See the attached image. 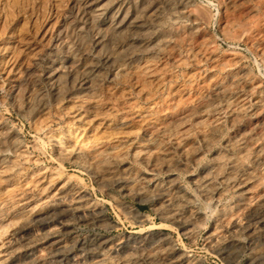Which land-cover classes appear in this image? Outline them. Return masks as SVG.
<instances>
[{
	"label": "bare ground",
	"instance_id": "bare-ground-1",
	"mask_svg": "<svg viewBox=\"0 0 264 264\" xmlns=\"http://www.w3.org/2000/svg\"><path fill=\"white\" fill-rule=\"evenodd\" d=\"M59 2H61V1H59ZM72 2L76 8L86 10V12L93 17L95 22H97V25H98L96 28V30H97L96 31L97 48H95V50H92L88 53L87 58H86V62L82 66H79L75 69H74V67L72 69H70L71 68V67L69 68V66L71 65V63H70V65L68 64L69 66H65V65L59 66L58 68H56L54 70V74H52V75L54 76L53 85L55 88L56 95L62 96L63 93L67 92L68 89L73 88L74 86L78 87L79 89H82L83 93H79L75 96H71L68 93L69 97H68L67 101H68V103H70L71 107H68L67 111L71 114L70 118H72V122L75 125V127L67 129V133H66L67 140L64 142L60 137L51 136V135H50L49 139L51 138V140L59 148V155H61L64 158L74 159V160L80 161L81 167L87 173H90L91 175H93L99 181V183L102 187H105L107 185L115 183L122 192H124L127 195L133 196V197L140 196V194L143 193L145 190L149 189L150 187H153L151 195L157 199L159 207H160L159 209H161L163 214H164L163 215L164 216V218H163V220H164L163 225L164 226L156 225V224H153L151 226L147 225L144 229H141V231L138 229L139 232H136V234L131 233L127 237H119V236L115 237V236H111L109 234L94 233L90 238L84 240L80 244V246H79L80 251L75 252L74 251V249H75L74 245L69 244L67 242V240L59 237L60 233L67 231L70 227L69 226L70 222L72 220H75V219L80 221V223H85V224L90 225V226L91 225H106L107 223L111 222L110 218L106 214V206L102 203H98L99 202L98 200H96L97 202L94 201V199H92L90 194H89L90 192H88L89 189L87 190V189H84L82 187L81 188L80 187H77V188L74 187V185L72 183V179H71V177L73 176L72 174H71L72 176H68V177L63 178V173H64L63 166H62L63 170L57 169V171L56 170L53 172L49 171L50 172L49 174L43 173V174L39 175V173H38L37 176H33L29 181H27V182L25 181L26 183L23 185L25 190H23L22 192H18V190L16 188L18 186V184L16 186L12 185L14 182L12 184H8V185L4 186L3 184H5V182H6L7 173L3 170H0V186L1 185L4 186V187L0 188V203L8 206L6 215L0 219V264H39L40 262H43L42 260L44 259L45 256L51 258L50 264H207L204 260H202V259L194 256L193 254H191L190 250L180 248L178 246V244L176 243V241L172 238V235L170 234V232L166 231V229L167 230L177 229V230H179V233L182 237V240H183V237H185L189 240L195 241L199 229L202 228L203 224H206L205 221H206L207 217L210 215L211 211L214 212V214L216 213V215H219L218 216L219 218H217L215 220L212 219V220H214L213 225L211 226V228L208 227L210 229L207 232H205L206 237L204 235V237H205L204 243H205L206 247L225 260L237 262L236 260L238 259L239 254L243 251V252H247V254H249V255H247L249 257L247 264H264V117L261 118L260 122L255 121V122H257V125H255V126L251 125L252 127H249V129H247V130L245 129L244 132L242 131L240 133V135H238L236 138H234V140H230L231 139L230 138L229 139L230 141H227V143L224 146L225 150L222 152L221 151L217 152L216 155L214 156L212 162L210 161L211 163L208 164L206 162L208 165L204 164L205 166H203V164H202L203 168L202 169L200 168L201 171L199 173H194L192 171V169L189 167L190 165L188 166L187 164H186L187 166H185L183 169H182V167L179 168L178 165L176 166L172 162L174 159L172 158L173 159L172 160L169 157V152H170V147H171L170 145L172 144L174 146L181 148L180 154L182 152L185 155L186 160L189 163H191V164L196 163L197 160H199V158H201L200 157V155H201L200 147H204V149H203L204 151L206 148L207 149L212 148L213 142L216 141L215 138H217V136L222 134V132H223L222 125L224 123L222 124V118H221L222 115L220 116V114H222L223 112H224L225 117L227 114V116L232 117V119L233 118L234 119L239 118L240 116H242V114H245V113H249V114L253 113V114H257V115L262 116V113H264V92L262 93L263 83H261V80L259 79L260 80L259 83H255V84L253 82L252 83L253 85L250 87L251 90H253V91L255 90V88H259L260 93H258L259 96H257L256 99L254 97H253L254 99L249 98L248 96L242 94L243 92L239 89V82H238V80H236L234 78H230L228 80H221L220 82L217 81L218 79L217 80L214 79L215 82L213 79H210L207 83H205L203 81L205 78L204 79L202 78L201 81H203V83L206 84L205 85L206 87H208L209 89L211 88L210 91L205 92V93L202 92V89H200L201 91H198L199 90L198 89L199 84H198V87H196L198 90L193 91L194 85L198 83L197 82L198 79L201 78L200 76H202L200 74V72H199L200 76H198V74L195 73L194 70L192 71L193 73L184 74L185 76H184L183 82L179 86V85L173 83V81H174L173 78H175L174 76H177L176 75L177 71L175 72L176 74L174 75L173 68H174V66H181L183 64H186V62L183 60L184 58L182 59V57H180V55L174 54L175 50L173 51V49L171 50L169 48V47H171L170 43L172 40H170V38L168 36H164L166 38H160L157 40L155 39L156 41L152 45H145V44H148V43H145V38L147 36L148 37L150 36V35H148L150 33V31H149L150 26L149 25L151 23L156 22L157 19L159 18L158 16H159L160 12L157 11V9L153 10L151 12L149 10L148 12H150V13H146V10H145L144 13H142L139 10H140V8H141V10H144L142 8L143 4L141 5L139 3H137V4L134 3L135 4L134 10L131 9V11H130V9L127 8L125 4H120L116 9L114 8L115 9V11H114V10H112V8L109 7V4H106V3L101 4L100 3L101 1L99 2V1H95V0L94 1H91V0H72ZM220 2H223V0L222 1L220 0ZM234 2L235 1L233 0L232 4L235 6ZM183 3H184V1H183ZM226 3H227V1H226ZM239 3L242 4L243 1H239ZM232 4H230V5H232ZM248 4H249V2H248ZM139 5H140V8H139ZM245 6H244V8H245ZM250 6H251V4H250ZM63 7H64V5H63ZM65 8H67V6ZM253 8H255V7H253ZM262 8H263V6H262ZM8 9H10V8H8ZM158 9H159V7H158ZM190 9H191V6H190ZM190 9H189V12H190ZM193 9H195V7H193ZM11 10H12V8H11ZM185 10H183V11H185ZM240 10L242 11L241 8H240ZM52 11H53V9H52ZM200 11H204V10H199V12ZM231 11H233V10H231ZM162 12H163V10H162ZM195 12L197 13L198 11H195ZM234 12L237 13V11H234ZM234 12H232L231 14H235ZM250 12L251 11H249V13ZM5 13H7V12H5ZM15 13H17V12H15ZM177 14H176V16H177ZM238 14H240V13L238 12ZM246 14H247V12H246ZM254 14H255V12H254ZM165 15H166V13H165ZM179 15H181V14H179ZM258 15H259V13H258ZM160 16H162V15H160ZM239 16H241V15H239ZM61 17L64 21L67 20V14H62ZM68 17H70V15ZM229 17L232 18L235 16H229ZM172 18H171V20H172ZM184 18H187V17L185 16ZM225 18H227V17H225ZM255 18H256V15H255ZM199 19L204 20L203 17L199 18ZM242 19H244V18H242ZM252 19H253V17H252ZM81 20H82V18H81ZM162 20H164V19H162ZM177 20H178V18H177ZM223 20L224 19H222V21ZM260 20H261V18H260ZM56 21H55V24H56ZM173 21H175V20L173 19ZM247 21H249V19ZM50 22H51V20H50ZM76 22H77V20H76ZM188 22H189V20H188ZM9 23H10V21H9ZM22 23H23V19H22ZM166 23H168V22H166ZM263 23H264V21H263ZM183 24L184 23H182V25ZM78 25H80V24H78ZM239 25H241V24H239ZM165 26H167V25H165ZM178 26L180 27V24H178ZM189 26H192V25H189ZM201 26L202 25H200V27ZM257 26H259V25H257ZM162 27H163V24H162ZM261 27H263V26H261ZM261 27L259 29H262ZM204 28H203V30H205ZM159 29H160V27H159ZM177 29H178V27H177ZM177 29H175V30H177ZM227 29H228V27H227ZM255 29H257V28H255ZM47 30H48V28H47ZM195 30H197V29H195ZM15 31H17V29ZM50 31L51 30H49V32ZM177 31H175V33ZM208 31H205V32H208ZM229 31H231V30H229ZM229 31H227V33ZM196 32L197 31H195V33ZM221 32L223 33L224 30ZM169 33H171V31ZM190 33H193V31ZM239 33H241V32H239ZM242 33H243V31H242ZM38 34H40V32ZM54 34H56V33H54ZM171 34H172V36H174V33H171ZM197 34H195V36ZM203 34H204V32H203ZM212 34H211V37H212ZM177 35H176V38L178 37ZM185 36H186V32H185ZM187 36H189V35H187ZM190 36H192V34H190ZM204 36H202V37H204ZM43 37L45 38V36H43ZM55 37H56V35H55ZM247 37L248 36H246V38ZM255 37L256 36H254V38ZM31 38H34V37H31ZM153 38H155V37H153ZM178 38H180V37H178ZM182 38H184V37H182ZM205 38H207V37H205ZM60 39H61V37H60ZM147 39L149 40V38H147ZM204 39L202 38L201 40L203 41ZM214 39H216V38H214ZM230 39L232 40V38H230ZM251 39H253V35H252ZM47 40L48 39H46L45 41L47 42ZM190 40H192V39H190ZM190 40H188V41H190ZM213 40H212V42L214 43ZM238 40H239V36H238ZM42 41H44V40H42ZM87 41H88V39H87ZM183 41H184V39H183ZM248 41H249V39H248ZM255 41H256V39H255ZM75 42H76V40H75ZM209 42H210V40H209ZM181 43H182V41H181ZM88 44L91 45L90 43H88ZM179 44H180V42H179ZM49 45H51V44H49ZM217 45H219V44H217ZM259 45H260V43H259ZM187 46H188V44H187ZM247 46H249V45H247ZM75 48H77V47H75ZM187 48H189V47H187ZM197 48H198V50L195 53L189 54V61L191 63H196L199 65L200 63L203 64V62H213L215 60V52H214L215 46L213 49L209 45L208 42H202L199 45V47H197ZM175 49H176V46H175ZM216 49L219 50L218 47ZM262 50H264V47H263V49H261V55L263 54ZM220 51H222V50H220ZM220 51H217V52H219L218 54H221ZM225 51H226V49H225ZM40 52H41V50H40ZM40 52H38V53H40ZM79 52H81V51H79ZM160 52H164V53L172 52L171 53L172 56L169 57V58L172 57L171 61L173 62V64H171V66H167L168 64L167 65H161L160 64L161 59L159 62V58H157V55L160 54ZM224 52L222 54H224ZM236 52H238V50L235 51V54H237ZM3 53H4V51H3ZM33 53H34V51H33ZM38 53H34L32 56H30V58H29L30 60H28L29 64H27V66L24 67L23 70H21L24 75H26V74L30 75L31 72L35 70L33 68L38 64L39 55H40V54L38 55ZM179 53H180V50H179ZM186 53L188 54V52H186ZM189 53H190V51H189ZM230 54H232V53L230 52ZM82 55H80V56H82ZM258 55L261 56L260 53ZM235 56H237V55H235ZM158 57H160V56H158ZM218 58H219V56H218ZM228 58L229 57H227V60H228ZM262 59L264 60V58H262ZM24 60H26V59L24 58ZM162 60H164V59H162ZM16 61H15V63H16ZM62 62H64V61L62 60ZM226 62H228V61H226ZM231 62L232 61H230V63ZM26 63H28V62H26ZM235 63H236V61H235ZM8 64H9V62H8ZM56 64H57V62H56ZM103 64L106 66H110L114 71V73H112L110 75L109 81L111 83L115 78H117L119 80L122 79L123 82L128 81V80H129V82L132 81L133 86L131 85V88L123 89V88H118L116 86H112L111 84L107 85V86L105 84H103L102 83V81H103L102 77L103 76L101 77L102 81H100V79H99L100 78L99 77L100 76L99 71H100L101 65H103ZM206 64L207 63H205V65ZM221 64H222V62H221ZM241 64H242V62H241ZM51 65H53V64H51ZM76 65H77V63H76ZM55 66L56 65H53V67H55ZM238 66H239V64H238ZM243 66H244V64H243ZM221 67H223V64ZM225 67H226V65H225ZM245 67H246V65H245ZM19 68H20V66H19ZM210 68H211V66H210ZM8 70H9V68H8ZM13 70H12V72H13ZM17 70H19V69H17ZM248 70H250V69L248 68ZM186 71H187V69H186ZM230 71H232V70H230ZM217 72H219V71H217ZM250 72H251V70H250ZM183 73H185V72H183ZM252 73H253V71H252ZM34 74L36 76L38 75L36 73H34ZM217 75H218V73H217ZM237 75H238V73H237ZM31 76H33V75H31ZM221 76L223 77V75H221ZM178 77H176V78H178ZM257 77H258V75L256 76V78ZM21 78H24V77H21ZM43 78H45V76ZM209 78H210V76H209ZM243 79H244V77H243ZM17 80L20 82V80H21L20 77ZM178 80H179V78H178ZM105 81H107V80H105ZM205 81H206V79H205ZM176 83H177V81H176ZM250 83H248V84H250ZM201 84L202 83H200V85ZM21 85H22V83H21ZM127 85H129V84H127ZM37 86H38V84H37ZM205 86H204V88H205ZM202 87H203V85H202ZM34 88H36V87H34ZM165 89H167V92L165 95H162L164 93ZM238 89H239V91H238ZM194 90H196V89L194 88ZM251 90H250V92H251ZM240 91L242 92L241 94H240ZM251 93H253V92H251ZM61 96L59 98H61ZM42 97H43V95H42ZM65 98H67V96H65ZM27 102H28V100H27ZM25 104H26V102H25ZM39 104H41V103H39ZM194 104H196V105L198 104V106H197L198 110H196L195 108H194L195 110L193 109V107H195ZM46 111H48V109ZM64 111H66V110H64ZM245 115H247V114H245ZM224 116H223V118H224ZM230 117H228V119H230ZM249 117H251V116H249ZM251 120H249V121H251ZM0 122H1V120H0ZM223 122H224V120H223ZM251 122H253V121H251ZM225 125H226V128L229 127V126L227 127V124H225ZM248 125H249V123H248ZM42 126L45 127V129H46L45 124H43ZM51 126H52V124H51ZM246 126H247V124H246ZM54 127H56V126H54ZM40 128H42V127H40ZM234 128H235V126H234ZM244 128H247V127H244ZM62 129H63V127H62ZM228 130H227V132H228ZM232 130H233V127H232ZM235 130H236V128H235ZM242 130H244V129H242ZM55 131H56V129H55ZM55 131H53V132H55ZM226 135H228V133ZM233 135H235V133H233ZM37 137H38V135H37ZM193 137H195L196 140L191 141V140H193V139H191ZM43 140H44V137H43ZM34 141H35V139H34ZM7 144H5V145H7ZM134 145H135V148L132 152V155L134 156V158L137 157L138 159H140V161L143 163V166H144V169L139 167L142 170L137 169L138 171L135 170L136 172L130 171L129 167L126 166L127 163L125 164L123 161V158L126 159V155H127L125 150H124V147L128 146L127 148L130 149V148H133ZM19 146L20 145L18 143H16L15 141L12 142V150H13L14 154H12L10 156H6L8 161H14L18 157L21 158L23 156V154H22L23 152ZM36 147H38V146H36ZM217 147H215V148H217ZM207 152H209V151H207ZM172 154H174V153H172ZM177 154H179V153H177ZM25 156H27V155H24V157ZM29 156H28V158H29ZM170 156H171V154H170ZM31 157H33V156H31ZM182 157L183 156H181V158ZM34 158H36V157H34ZM130 159H132V158H130ZM203 160H205V159H203ZM61 161H60V163H61ZM131 162H133V161H131ZM176 163H178V162H176ZM7 164H9V162ZM57 164H59V161L57 162ZM66 164H68V163H66ZM184 165H185V163H184ZM161 166H165L164 172H166L167 179H165V178L164 179L167 180L166 186H159L158 185L159 184L158 176H159L160 171H161V169H160ZM16 168H17V165H16ZM52 168H55V167H52ZM120 168H121V171L119 172L118 170ZM13 169H15V168H13ZM10 170H12V169L10 168ZM75 170H78V169H75ZM182 170H183V173L186 175V178L188 180L187 182H189L191 184V187L193 188V192L189 191L186 188L187 186L185 187L181 183L180 179L178 178V171H182ZM44 171H46L45 168H44ZM9 172H11V171H9ZM159 177H162V176L160 175ZM21 178H23V177H21ZM14 179H15V177H14ZM8 180H9V178H8ZM183 181H184V179H183ZM54 185H55L54 192L45 197L44 196L45 191ZM85 186H87V185H85ZM111 186H110V188H111ZM98 187H100V186H98ZM112 190H114V189H112ZM230 190L234 191V193H235L234 197H233L234 199L231 198L232 200L224 201L222 199L223 195ZM103 191H104V189H103ZM106 192H108V191H106ZM103 193H105V192H103ZM112 193H114V192H112ZM112 193H111V195H112ZM231 193H233V192H231ZM32 194L37 195L40 198H38V199L36 198L37 200H33L31 198V196H33ZM226 194H225V196H226ZM113 196H115V195H113ZM199 199H201L203 202H205L208 205L207 210H204V209L201 210L200 208H198L197 200H199ZM105 200H107V199H105ZM120 200L121 199H119V201ZM108 202H109V200H108ZM127 203L120 202V203L116 204L119 206V208L121 210L120 213L126 214L136 223L137 222L143 223L146 219L144 217V215H142V213L140 214L138 212V210H135L132 206H130L129 203L128 204ZM152 203H150V204H152ZM134 206H136V205H134ZM151 207H153V206H151ZM156 210H157V208H156ZM153 211H155V210H153ZM144 212H146V211H144ZM24 217H28V220H24L23 219ZM160 219H162V216ZM122 223H123V221H122ZM210 224H211V222H210ZM115 225H117V224H115ZM78 230H79V228H78ZM87 230H89V229H87ZM204 230H206V228ZM180 235H178V236H180ZM182 240H181V243L183 242ZM183 247H185V246L183 245Z\"/></svg>",
	"mask_w": 264,
	"mask_h": 264
},
{
	"label": "rangeland",
	"instance_id": "rangeland-1",
	"mask_svg": "<svg viewBox=\"0 0 264 264\" xmlns=\"http://www.w3.org/2000/svg\"><path fill=\"white\" fill-rule=\"evenodd\" d=\"M45 1V2H44ZM57 1V2H56ZM61 1V2H59ZM94 1V0H91ZM95 1H101V4H109V7L112 8V10L115 11V9L120 4H125L127 8L134 10L135 4H143L142 8L144 10H141L140 5L139 8L142 13L146 10V13H150L153 10H156L160 12L159 18L156 22L151 23L150 26V35L145 38V45H152L157 39L160 38H166L164 36H168L170 38L171 43L169 47L171 50L173 49L174 54L180 55L182 59L186 62V64H183L181 66H174L173 73L177 76H174L173 83L177 85H181L184 79V74L186 73H193L194 70L195 73L200 76L201 78L198 79V83L194 85L193 91H201L202 92H209L210 89L206 87L203 83H207L210 79H218L217 81L220 82L221 80H228L230 78H234L238 80L239 82V89L240 94H244L248 96L249 98L256 99L257 96H259L258 93H260L259 88H255V90H251L252 83H259L261 80L262 85V93L264 92V50H262L263 54L261 55V49H263L264 45V0H234L235 6L232 4L233 0H223V2H220V0H95ZM151 1V2H150ZM170 1V2H169ZM179 1V2H178ZM182 1V2H181ZM184 1V3H183ZM188 1V2H187ZM222 1V0H221ZM227 1V3H226ZM239 1H243L242 4L239 3ZM247 1V2H246ZM260 1V2H259ZM262 1V2H261ZM9 2V3H8ZM66 2V3H65ZM169 2V3H168ZM174 2V3H173ZM176 2V3H175ZM225 2V3H224ZM237 2V3H236ZM249 2V4H248ZM2 3V4H1ZM42 3V4H41ZM135 3V4H134ZM158 3V4H157ZM181 3V4H180ZM247 3V4H246ZM254 3V4H253ZM10 4V5H9ZM20 4V5H19ZM71 4V5H70ZM112 4V5H111ZM116 4V5H115ZM191 9H190V6ZM225 6H224V5ZM232 4V5H230ZM239 4V5H238ZM251 4V6H250ZM262 4V5H261ZM64 5V7H63ZM159 5V6H158ZM169 5V6H168ZM173 5V6H172ZM180 5V6H179ZM184 7H182V6ZM230 5V6H229ZM237 5V6H236ZM247 7H246V6ZM261 5V6H260ZM67 6V8H65ZM155 6V7H154ZM177 6V7H176ZM195 9H193V7ZM227 6V7H226ZM229 6V7H228ZM239 6V7H238ZM245 6V8H244ZM250 6V7H249ZM263 6V8H262ZM49 9H48V8ZM69 7V8H68ZM159 7V9H158ZM162 7V8H161ZM188 9H187V8ZM235 9H234V8ZM238 7V8H237ZM243 7V8H242ZM255 7V8H253ZM3 8V9H2ZM10 8V9H8ZM12 8V10H11ZM42 8V9H41ZM57 10H56V9ZM65 8V9H64ZM115 8V9H114ZM155 8V9H154ZM180 8V9H179ZM226 8V9H225ZM232 8V9H231ZM242 9V11L240 10ZM247 8V9H246ZM253 8V9H252ZM53 9V11H52ZM59 9V10H58ZM186 9V10H185ZM190 9V12H189ZM193 9V10H192ZM222 9V10H221ZM233 11H231V10ZM150 10V12H148ZM163 10V12H162ZM179 10V11H178ZM181 10V11H180ZM185 10V11H183ZM198 11L197 13L195 11ZM199 10H204L200 11ZM225 10V11H224ZM240 10V11H239ZM263 10V11H262ZM0 170H3L7 173L6 175V182L5 185L13 184L17 185L16 187L18 192H22L25 190L23 185L29 181L33 176H37L38 173L43 174H49L50 172L63 170V178L72 176V183L74 187H82L84 189H89L88 192H90V196L94 201L98 200V203H102L106 206V214L110 218L111 222L107 223L106 225H87L85 223H80L77 219L72 220L70 222V227L67 231L61 232L59 237L62 239L67 240L69 244L74 245V251L79 252V246L80 244L90 238L94 233H101V234H109L111 236H119V237H127L129 234H136V232H139L138 229L141 231V229H144L147 225L151 226L153 224L156 225H163L164 223V214L161 209H159V204L156 198H154L152 194L153 187H150L149 189L145 190L143 193L140 194V196L133 197L130 195L125 194L122 192L119 187L112 183L110 185H107L105 187H102L99 183V181L90 173H87L82 167L81 163L78 160L74 159H68L64 158L61 155H59V148L55 145V143L49 139L51 136L60 137L64 142L67 140V129L73 128L75 125L72 122V118H70L71 114L67 111L68 107H71L70 103H68V93L71 96H75L79 93H83L82 89H79L78 87L74 86L73 88H70L67 90V92L63 93L61 95H56L55 88L53 85L54 76V70L58 68L59 66H69L70 69L74 67L77 68L79 66H82L86 62L87 55L90 51L95 50L97 48V34H96V28H97V22L93 19V17L86 12V10L78 9L73 5L72 0H0ZM20 11V12H19ZM67 11V12H66ZM74 11V12H73ZM81 11V12H80ZM177 11V12H176ZM231 11V12H230ZM234 11H237L234 12ZM249 11H251L249 13ZM7 12V13H5ZM17 12V13H15ZM27 12V13H26ZM58 12V13H57ZM70 14H69V13ZM229 12V13H228ZM234 12L235 14H231ZM238 12L240 14H238ZM247 12V14H246ZM253 12V13H252ZM255 12V14H254ZM15 13V14H14ZM166 13V15H165ZM168 13V14H167ZM178 13V14H177ZM196 13V14H195ZM202 13V14H201ZM242 13V14H241ZM259 13V15H258ZM57 14V15H56ZM62 14H67V20L64 21L62 19ZM78 14V15H77ZM164 14V15H163ZM177 14V16H176ZM181 14V15H179ZM190 14V15H189ZM194 14V15H193ZM201 14V15H200ZM230 14V15H229ZM246 14V15H245ZM252 14V15H251ZM254 14V15H253ZM8 15V16H7ZM70 15V17H68ZM162 15V16H160ZM174 15V16H173ZM207 15V16H206ZM224 15V16H223ZM235 16V17H229V16ZM238 15V16H237ZM241 15V16H239ZM244 15V16H243ZM251 15V16H250ZM256 15V18H255ZM24 16V17H23ZM53 16V17H52ZM57 16V17H56ZM167 16V17H166ZM186 16L187 18H184ZM198 16V17H197ZM247 16V17H246ZM249 16V17H248ZM2 17V18H1ZM16 17V18H15ZM173 17V18H172ZM204 18V20L199 18ZM207 17V18H206ZM209 17V18H208ZM221 17V18H220ZM227 17V18H225ZM253 17V19H252ZM7 18V19H6ZM15 18V19H14ZM48 18V19H47ZM61 18V19H60ZM76 18V19H75ZM82 18V20H81ZM172 18V20H171ZM178 18V20H177ZM189 18V19H188ZM244 18V19H242ZM261 18V20H260ZM10 19V20H9ZM19 19V20H18ZM23 19V23H22ZM54 19V20H53ZM57 21H56V20ZM74 19V20H73ZM164 19V20H162ZM173 19L175 21H173ZM184 19V20H183ZM186 19V20H185ZM207 19V20H206ZM222 19H224L222 21ZM233 19V20H232ZM235 19V20H234ZM249 19V21H247ZM251 19V20H250ZM255 19V20H254ZM8 20V21H7ZM14 20V21H13ZM44 20V21H43ZM51 20V22H50ZM72 20V21H71ZM77 20V22H76ZM84 20V21H83ZM189 20V22H188ZM192 20V21H191ZM206 20V21H205ZM229 20V21H228ZM241 20V21H240ZM243 20V21H242ZM253 20V21H252ZM10 21V23H9ZM46 21V22H45ZM56 21V24H55ZM61 21V22H60ZM69 21V22H68ZM80 21V22H79ZM82 21V22H81ZM194 21V22H193ZM204 21V22H203ZM222 21V22H221ZM59 22V23H58ZM168 22V23H166ZM171 22V23H170ZM193 22V23H192ZM209 22V23H208ZM252 22V23H251ZM260 22V23H259ZM15 23V24H14ZM20 23V24H19ZM182 23H184L182 25ZM226 23V24H225ZM230 23V24H229ZM233 23V24H232ZM237 25H236V24ZM244 23V24H243ZM256 23V24H255ZM5 24V25H4ZM13 24V25H12ZM36 24V25H35ZM50 27H48L47 25ZM80 24V25H78ZM93 24V25H92ZM95 24V25H94ZM156 24V25H155ZM163 24V27H162ZM167 26H165V25ZM170 24V25H169ZM172 24V25H171ZM180 24V27L178 26ZM186 24V25H185ZM194 24V25H193ZM206 24V25H205ZM210 24V25H209ZM222 24V25H221ZM241 24V25H239ZM243 24V25H242ZM248 24V25H247ZM254 26H253V25ZM11 25V26H10ZM35 25V26H34ZM43 25V26H42ZM154 27H152V26ZM159 25V26H158ZM192 25V26H189ZM200 25H202L200 27ZM204 25V26H203ZM225 25V26H224ZM262 29H259L260 27ZM18 26V27H17ZM57 26V27H56ZM67 26V27H66ZM78 26V27H77ZM172 26V27H171ZM176 26V27H175ZM187 28H186V27ZM189 26V27H188ZM237 26V27H236ZM240 28H239V27ZM243 26V27H242ZM245 26V27H244ZM250 26V27H249ZM12 27V28H11ZM36 27V28H35ZM40 27V28H39ZM43 27V28H42ZM45 27V28H44ZM74 27V28H73ZM83 27V28H82ZM160 27V29H159ZM178 27V29H177ZM182 27V28H181ZM205 27V28H204ZM222 27V28H221ZM228 27V29H227ZM247 27V28H246ZM254 29H253V28ZM259 27V28H258ZM38 28V29H37ZM48 28V30H47ZM53 28V29H52ZM184 28V29H183ZM191 28V29H190ZM197 30H195V29ZM199 28V29H198ZM203 28L205 30H203ZM233 30H232V29ZM249 28V29H248ZM257 28V29H255ZM10 29V30H9ZM17 29V31H15ZM73 29V30H72ZM91 29V30H90ZM177 29V30H175ZM183 29V30H182ZM187 29V30H186ZM189 29V30H188ZM224 32L222 33L221 31ZM240 29V30H239ZM12 30V31H11ZM49 30H51L49 32ZM61 30V31H60ZM86 32H84V31ZM158 30V31H157ZM162 30V31H161ZM202 30V31H201ZM209 30V31H208ZM229 31L227 33V31ZM236 30V31H235ZM246 30V31H245ZM29 33H28V32ZM35 33H34V32ZM46 31V32H45ZM154 31V32H153ZM174 33V36H172L171 33ZM174 31V32H173ZM175 31H177L175 33ZM183 31V32H182ZM186 36H185V32ZM193 31V33L190 32ZM195 31H197L195 33ZM201 31V32H200ZM208 31V32H205ZM243 31V33H242ZM253 31V32H252ZM262 31V32H261ZM7 32V33H6ZM23 32V33H22ZM33 32V33H32ZM40 32V34H38ZM48 32V33H47ZM79 32V33H78ZM152 32V33H151ZM161 32V33H160ZM189 32V33H188ZM204 32V34H203ZM226 32V33H225ZM237 32V33H236ZM241 32V33H239ZM252 32V33H251ZM260 32V33H259ZM20 33V34H19ZM22 33V34H21ZM25 33V34H24ZM50 33V34H49ZM56 33V34H54ZM67 35H66V34ZM163 33V34H162ZM168 33V34H167ZM180 33V34H179ZM198 33V34H197ZM213 33V34H212ZM226 35H225V34ZM254 33V34H253ZM262 33V34H261ZM7 34V35H6ZM43 34V35H42ZM84 34V35H83ZM89 34V35H88ZM94 34V35H93ZM96 34V35H95ZM167 34V35H166ZM178 34V35H177ZM192 34V36H190ZM195 34H197L195 36ZM200 34V35H199ZM210 34V35H209ZM212 34V37H211ZM242 34V35H241ZM250 34V35H249ZM257 34V35H256ZM5 35V36H4ZM29 35V36H28ZM56 35V37H55ZM66 35V36H65ZM152 35V36H151ZM176 35L180 38H176ZM183 35V36H182ZM194 35V36H193ZM205 35V36H204ZM214 35V36H213ZM230 37H229V36ZM235 37H234V36ZM253 35V39H251ZM45 36V38L43 37ZM53 36V37H52ZM81 36V37H80ZM95 36V37H94ZM160 36V37H159ZM204 36V37H202ZM210 36V37H209ZM237 36V37H236ZM239 36V40H238ZM246 36H248L246 38ZM254 36H256L254 38ZM258 36V37H257ZM25 37V38H24ZM34 37V38H31ZM38 37V38H37ZM42 37V38H41ZM48 37V38H47ZM61 37V39H60ZM89 37V38H88ZM155 37V38H153ZM173 37V38H172ZM184 37V38H182ZM192 37V38H191ZM207 37V38H205ZM225 37V38H224ZM234 37V38H233ZM262 37V38H261ZM7 38V39H6ZM13 38V39H12ZM18 38V39H17ZM31 38V39H30ZM44 38V39H43ZM50 38V39H49ZM149 38V40L147 39ZM151 38V39H150ZM172 38V39H171ZM188 38V39H187ZM196 38V39H195ZM199 40H198V39ZM205 38L203 41L201 39ZM209 38V39H208ZM216 38V39H213ZM228 38V39H227ZM232 38V40L230 39ZM237 38V39H236ZM246 40H245V39ZM6 39V40H5ZM16 39V40H15ZM29 39V40H28ZM46 39L47 42L45 41ZM84 39V40H83ZM88 39V41H87ZM94 39V40H93ZM156 39V40H155ZM177 39V40H176ZM182 39V40H181ZM184 39V41H183ZM187 39V40H186ZM192 39V40H190ZM194 39V40H193ZM207 39V40H206ZM230 39V40H229ZM242 39V40H241ZM249 39V41H248ZM256 39V41H255ZM8 40V41H7ZM44 40V41H42ZM54 40V41H53ZM69 40V41H68ZM76 40V42H75ZM91 40V41H90ZM152 40V41H151ZM175 40V41H174ZM190 40V41H188ZM196 40V41H195ZM210 40V42H209ZM214 41V43L212 42ZM258 40V41H257ZM68 41V42H67ZM85 41V42H84ZM95 41V42H94ZM149 41V42H148ZM178 41V42H177ZM182 41V43H181ZM194 41V42H193ZM198 41V42H197ZM247 41V42H246ZM254 41V42H253ZM260 41V42H259ZM18 42V43H17ZM20 42V43H19ZM35 42V43H34ZM43 42V43H42ZM72 42V43H71ZM75 44H74V43ZM176 42V43H175ZM180 42V44H179ZM192 42V43H191ZM197 42V43H196ZM202 42H208L209 45L214 49L215 52V60L213 62H203L199 65L196 63H191L189 61V54L195 53L199 47V45ZM263 42V43H262ZM6 43V44H5ZM9 43V44H8ZM24 43V44H23ZM33 43V44H32ZM37 43V44H36ZM53 43V44H52ZM56 43V44H55ZM90 43L91 45H89ZM200 43V44H199ZM216 43V44H215ZM258 45H257V44ZM260 43V45H259ZM22 44V45H21ZM26 44V45H25ZM46 44V45H45ZM51 44V45H49ZM68 44V45H67ZM83 46H82V45ZM172 44V45H171ZM182 44V45H181ZM188 44V46H187ZM195 44V45H194ZM199 44V45H198ZM212 44V45H211ZM219 44V45H217ZM18 45V46H17ZM40 45V46H39ZM78 45V46H77ZM184 45V46H183ZM191 45V46H190ZM249 45V46H247ZM257 45V46H256ZM21 46V47H20ZM23 46V47H22ZM85 46V47H84ZM87 46V47H86ZM96 46V47H95ZM176 46V49H175ZM65 47V48H64ZM68 47V48H67ZM74 47V48H73ZM77 47V48H75ZM90 47V48H89ZM189 47V48H187ZM219 48L216 49V48ZM249 47V48H248ZM258 47V48H257ZM262 47V48H261ZM3 48V49H2ZM21 48V49H20ZM25 48V49H24ZM33 48V49H32ZM36 48V49H35ZM42 48V49H41ZM73 48V49H72ZM224 48V49H223ZM233 50H232V49ZM251 48V49H250ZM253 48V49H252ZM14 49V50H13ZM24 49V50H23ZM32 49V50H31ZM78 49V50H77ZM83 49V50H82ZM186 49V50H185ZM226 49V51H225ZM250 49V50H249ZM257 49V50H256ZM259 49V50H258ZM10 50V51H9ZM37 50V51H36ZM41 50V52H40ZM88 50V51H87ZM180 50V53H179ZM185 50V51H184ZM222 50V51H220ZM237 54H235V51ZM4 51V53H3ZM31 51V52H30ZM38 53L39 60L38 64L33 68L34 71L31 72L29 75H24L21 70H23L24 67L29 64L30 56H32L34 53ZM81 51V52H79ZM172 51V52H173ZM190 51V53H189ZM220 51L221 54H218ZM227 53H225V52ZM229 53H228V52ZM6 52V53H5ZM22 52V53H21ZM29 52V53H28ZM78 52V53H77ZM87 52V53H86ZM172 52L164 53L160 52V54L157 55V58H159V62L161 59L160 64L161 65H167L171 66L173 62L171 61ZM176 52V53H175ZM188 52V54L186 53ZM217 52V53H216ZM224 52V54H222ZM230 52L233 54H230ZM256 52V53H255ZM9 53V54H8ZM43 53V54H42ZM179 53V54H178ZM241 53V54H240ZM260 53L261 56L258 54ZM83 54V55H82ZM171 54V55H170ZM182 54V55H181ZM186 54V55H185ZM2 55V56H1ZM11 55V56H10ZM27 55V56H26ZM82 55V56H80ZM222 55V56H221ZM232 55V56H231ZM237 55V56H235ZM15 56V57H14ZM67 56V57H66ZM160 56V57H158ZM162 56V57H161ZM219 56V58H218ZM235 56V57H234ZM8 57V58H7ZM11 57V58H10ZM23 57V58H22ZM66 57V58H65ZM73 57V58H72ZM76 57V58H75ZM166 57V58H165ZM227 57L228 60H227ZM231 57V58H230ZM233 57V58H232ZM13 58V59H12ZM24 58L26 60H24ZM42 58V59H41ZM224 58V59H223ZM41 59V60H40ZM74 59V60H73ZM84 59V60H83ZM164 59V60H162ZM167 59V60H166ZM219 59V60H218ZM236 59V60H235ZM242 61H241V60ZM17 60V61H16ZM59 60V61H58ZM62 60L64 62H62ZM81 60V61H80ZM218 60V61H217ZM224 62H223V61ZM234 60V61H233ZM16 61V63H15ZM24 61V62H23ZM67 61V62H66ZM74 61V62H73ZM169 63H168V62ZM188 61V62H187ZM217 63H216V62ZM220 61V62H219ZM228 61V62H226ZM230 61H232L230 63ZM236 61V63H235ZM263 61V62H262ZM7 62V63H6ZM9 62V64H8ZM19 62V63H18ZM28 62V63H26ZM57 62V64H56ZM73 62V63H72ZM164 62V63H163ZM190 62V63H189ZM223 64V67L222 64ZM242 62V64H241ZM15 63V64H14ZM77 63V65H76ZM163 63V64H162ZM190 65H189V64ZM205 63H207L205 65ZM209 63V64H208ZM230 63V64H229ZM23 64V65H22ZM56 65L53 67V65ZM69 64V65H68ZM217 64V65H216ZM219 64V65H218ZM233 64V65H232ZM239 64V66H238ZM244 64V66H243ZM189 65V66H188ZM206 67H205V66ZM226 65V67H225ZM241 65V66H240ZM246 65V67H245ZM20 66V68H19ZM40 66V67H39ZM103 66V67H102ZM187 66V67H186ZM211 66V68H210ZM217 66V67H216ZM51 67V68H50ZM192 67V68H191ZM214 67V68H213ZM220 67V68H219ZM225 67V68H224ZM244 67V68H243ZM9 68V70H8ZM110 68V69H109ZM201 68V69H200ZM207 68V69H206ZM210 68V69H209ZM228 70H227V69ZM248 68L251 70H248ZM14 69V70H13ZM19 69V70H16ZM40 69V70H39ZM183 69V70H182ZM187 69V71H186ZM190 69V70H189ZM205 69V70H204ZM213 69V70H212ZM219 69V70H218ZM225 69V70H224ZM241 69V70H240ZM13 70V72H12ZM38 70V71H37ZM43 70V71H42ZM182 70V71H181ZM200 70V71H199ZM212 70V71H211ZM232 70V71H230ZM177 71V72H176ZM197 71V72H196ZM204 71V72H203ZM206 71V72H205ZM219 71V72H217ZM224 71V72H223ZM249 71V72H248ZM253 71V73H252ZM19 72V73H18ZM176 72V73H175ZM185 72V73H183ZM200 72V74H199ZM215 74H214V73ZM8 73V74H7ZM38 74L37 76L34 74ZM42 73V74H41ZM101 73V74H100ZM104 73V74H103ZM114 73L113 69L110 66L101 65L100 71H99V79L102 81L103 84L116 86L118 88L128 89L131 88V85L133 86V82L129 80L124 81L122 79L115 78L112 83L109 81L110 75ZM207 73V74H206ZM213 73V74H212ZM218 73V75H217ZM225 73V74H224ZM236 73V74H235ZM238 73V75H237ZM21 74V75H20ZM205 74V75H204ZM220 74V75H219ZM250 74V75H249ZM8 75V76H7ZM11 75V76H10ZM23 75V76H22ZM33 75V76H31ZM43 75V76H42ZM183 75V76H182ZM204 75V76H203ZM223 75V77L221 76ZM227 75V76H226ZM236 75V76H235ZM246 75V76H245ZM258 75V79L256 76ZM17 76V77H16ZM28 76V77H27ZM45 76V78H43ZM49 76V77H48ZM104 78H103V77ZM207 76V77H206ZM210 76V78H209ZM221 76V77H220ZM241 76V77H240ZM251 76V77H250ZM20 77V82L17 80ZM24 77V78H21ZM27 77V78H26ZM40 77V78H39ZM48 77V78H47ZM53 77V78H52ZM102 77V80H101ZM106 77V78H105ZM183 77V78H182ZM212 77V78H211ZM217 77V78H216ZM244 77V79H243ZM246 77V78H245ZM254 77V78H253ZM32 78V79H31ZM202 78L205 79L203 81ZM221 78V79H220ZM224 78V79H223ZM226 78V79H225ZM253 80H252V79ZM17 81H16V80ZM26 79V80H25ZM37 79V80H36ZM50 79V80H49ZM251 79V80H250ZM260 79V80H259ZM12 80V81H11ZM24 80V81H23ZM39 80V81H38ZM107 80V81H105ZM118 80V81H117ZM200 80V81H199ZM241 80V81H240ZM247 80V81H246ZM249 80V81H248ZM255 80V81H254ZM263 80V81H262ZM26 81V82H25ZM33 81V82H32ZM177 81V83H176ZM181 81V82H180ZM244 81V82H243ZM12 82V83H11ZM118 82V83H117ZM123 82V83H122ZM128 82V83H127ZM215 82V80H214ZM217 82V83H218ZM246 82V83H245ZM251 82V83H250ZM22 83V85H21ZM33 83V84H32ZM38 86H37V84ZM120 83V84H119ZM131 83V84H130ZM179 83V84H178ZM200 83H202L200 85ZM250 83V84H248ZM9 84V85H8ZM24 84V85H23ZM129 84V85H127ZM199 84V87H198ZM41 85V86H40ZM119 85V86H118ZM122 85V86H121ZM203 85V87H202ZM36 88H34V87ZM105 86V87H106ZM124 86V87H123ZM205 86V88H204ZM10 87V88H9ZM127 87V88H126ZM198 87V89L196 88ZM201 87V88H200ZM243 87V88H242ZM248 87V88H247ZM15 88V89H14ZM34 88V89H33ZM44 88V89H43ZM194 88L196 90H194ZM213 88V87H212ZM19 89V90H18ZM37 91H36V90ZM41 89V90H40ZM51 89V90H50ZM72 89V90H71ZM76 89V90H75ZM238 89V91H239ZM34 90V91H33ZM80 90V91H79ZM205 90V91H204ZM247 90V91H246ZM253 92L251 93L250 92ZM258 90V91H257ZM52 91V92H51ZM20 92V93H19ZM24 92V93H23ZM41 92V93H40ZM45 92V93H44ZM167 92V89H165L164 93L162 95H165ZM247 94H246V93ZM249 92V93H248ZM18 93V94H17ZM32 93V94H31ZM67 93V94H66ZM55 94V95H54ZM256 94V95H255ZM23 95V96H22ZM26 95V96H25ZM43 95V97H42ZM45 96V97H44ZM61 96V98H59ZM67 96V98H65ZM256 96V97H255ZM64 97V98H63ZM105 97V96H104ZM254 97V98H253ZM23 98V99H22ZM35 98V99H34ZM60 99V100H59ZM28 100V102H27ZM46 100V101H45ZM62 100V101H61ZM24 101V102H23ZM48 101V102H47ZM26 102V104H25ZM41 103V104H39ZM48 103V104H47ZM64 103V104H63ZM54 104V105H53ZM58 104V105H57ZM63 104V105H62ZM45 105V106H44ZM60 105V106H59ZM69 105V106H68ZM39 106V107H38ZM52 106V107H51ZM59 106V107H58ZM67 106V107H66ZM196 110H198V104H194ZM51 107V108H50ZM56 107V108H55ZM26 108V109H25ZM48 109V111H46ZM194 109V110H195ZM34 110V111H33ZM38 110V111H37ZM50 110V111H49ZM59 110V111H58ZM63 110V111H62ZM66 110V111H64ZM46 111V112H45ZM58 111V112H57ZM52 112V113H51ZM49 113V114H48ZM64 113V114H63ZM47 114V115H46ZM52 114V115H51ZM69 114V115H68ZM247 114V115H245ZM242 114L239 118H233L230 116L226 117L224 116V112L220 114L222 118V134L217 136L215 138V142L212 144V148L203 150L204 147H200L201 155L199 160H197L196 163L191 164L186 160L185 155L180 151L181 148L170 145V152L169 157L173 160H171L176 166L182 167V169L185 166H189L194 173H199L203 166L208 165L212 162L214 156L217 152H222L225 149V144L227 141L234 140L240 133L245 131V129H249V127L257 125V122L261 121V118L264 117V113L261 115L253 114V113H245ZM49 115V116H48ZM68 115V116H67ZM255 117H254V116ZM258 117H257V116ZM45 116V117H44ZM224 116V118H223ZM251 116V117H249ZM57 117V118H56ZM230 117V119H228ZM32 118V119H31ZM42 118V119H41ZM52 120H51V119ZM246 118V119H245ZM50 119V120H49ZM56 119V120H55ZM68 119V120H67ZM244 119V120H243ZM252 119V120H251ZM260 119V120H259ZM224 120V122H223ZM238 120V121H237ZM247 120V121H246ZM253 122H251V121ZM59 121V122H58ZM63 121V122H62ZM67 121V122H66ZM244 121V122H243ZM246 121V122H245ZM257 121V122H255ZM50 122V123H49ZM53 122V123H52ZM56 122V123H55ZM58 122V123H57ZM34 123V124H33ZM249 123V125H248ZM254 123V124H253ZM46 125L43 127L42 125ZM52 124V126H51ZM227 127L226 128V125ZM233 124V125H232ZM235 124V125H234ZM242 124V125H241ZM247 124V126H246ZM259 124V123H258ZM4 125V126H3ZM70 125V126H69ZM241 125V126H240ZM252 125V126H251ZM37 126V127H36ZM56 126V127H54ZM59 126V127H58ZM225 126V127H224ZM236 130H235V128ZM3 127V128H2ZM42 127V128H40ZM48 127V128H47ZM61 127V128H60ZM63 127V129H62ZM231 127V128H230ZM233 127V130H232ZM239 129H238V128ZM247 127V128H244ZM35 128V129H34ZM39 131H38V130ZM41 129V130H40ZM56 129V131H55ZM229 129V130H228ZM244 129V130H242ZM35 130V131H34ZM45 130V131H44ZM55 132H53V131ZM228 130V132H227ZM45 133H44V132ZM61 131V132H60ZM144 131V130H143ZM235 131V132H234ZM238 131V132H237ZM7 133V134H6ZM14 133V134H13ZM228 133V135H226ZM232 135H230V134ZM235 133V135H233ZM142 134V133H141ZM15 135V136H14ZM38 135V137H37ZM60 135V136H59ZM15 137V138H14ZM44 137V140H43ZM223 137V138H222ZM5 140H4V139ZM39 138V139H38ZM42 138V139H41ZM231 138V139H230ZM35 139V141H34ZM49 141H48V140ZM194 141L196 140L195 137L191 138ZM230 139V140H229ZM43 140V141H42ZM219 140V141H218ZM15 141L20 146V149L22 150L23 156L20 158L18 157L14 161H8L6 156H10L14 154L12 150V142ZM45 141V142H44ZM9 142V143H8ZM220 142V143H219ZM9 145H8V144ZM49 143V144H48ZM215 143V144H214ZM7 144V145H5ZM51 144V145H50ZM38 146V147H36ZM43 146V147H42ZM218 146V147H217ZM22 147V148H21ZM128 147V146H127ZM126 146L124 147V150L126 152V159L123 158L124 163L126 166L129 167V170L132 172H136L135 170L143 168V163L138 159L137 157L134 158L132 155V152L135 148V145L133 148L128 149ZM217 147V148H215ZM40 149V150H39ZM58 149V150H57ZM214 149V150H213ZM222 149V150H221ZM129 151V152H128ZM176 151V152H175ZM209 151V152H207ZM216 151V152H215ZM7 152V153H6ZM11 152V153H10ZM6 153V154H5ZM25 153V154H24ZM174 153V154H172ZM179 153V154H177ZM32 154V155H31ZM130 154V155H129ZM171 154V156H170ZM24 155H27L24 157ZM30 155V156H29ZM174 155V156H173ZM29 156V158H28ZM33 156V157H31ZM133 156V157H132ZM173 156V157H172ZM179 156V157H178ZM181 156H183L181 158ZM204 156V157H203ZM36 157V158H34ZM38 157V158H37ZM129 157V158H128ZM2 158V159H1ZM132 158V159H130ZM209 158V159H208ZM212 158V159H211ZM55 159V160H54ZM58 159V160H57ZM66 159V160H65ZM129 159V160H128ZM205 159V160H203ZM3 160V161H2ZM5 160V161H4ZM20 160V161H19ZM41 160V161H40ZM62 160V161H61ZM70 160V161H69ZM140 162H139V161ZM209 160V161H208ZM18 163H17V162ZM23 163H22V162ZM36 161V162H35ZM59 161V164L57 162ZM61 161V163H60ZM65 161V162H64ZM77 161V162H76ZM133 161V162H131ZM185 161V162H184ZM188 163H187V162ZM211 161V162H210ZM3 162V163H2ZM9 162V164H7ZM14 162V163H13ZM42 162V163H41ZM139 162V163H138ZM178 162V163H176ZM208 164H207V163ZM68 163V164H66ZM75 163V164H74ZM131 163V164H130ZM136 163V164H135ZM185 163V165H184ZM5 164V165H4ZM77 164V165H76ZM139 166H138V165ZM142 164V165H141ZM187 164V165H186ZM203 164V166H202ZM205 164V165H204ZM4 165V166H3ZM17 165V168H16ZM22 165V166H21ZM28 165V166H27ZM35 165V166H34ZM65 165V166H64ZM130 165V166H129ZM135 165V166H134ZM182 165V166H181ZM193 165V166H192ZM12 166V167H11ZM21 166V167H20ZM25 166V167H24ZM47 166V167H46ZM63 166V169H62ZM133 166V167H132ZM201 166V167H200ZM20 169H19V168ZM55 167V168H52ZM78 167V168H77ZM140 167V168H139ZM4 168V169H3ZM10 168L12 170H10ZM15 168V169H13ZM37 168V169H36ZM39 168V169H38ZM44 168L46 171H44ZM51 168V169H50ZM163 168V169H162ZM165 166H161L160 174L162 177L158 176V182L159 186H166L167 185V175L165 171ZM201 168V169H200ZM19 169V170H18ZM78 169V170H75ZM198 169V170H197ZM18 170V171H17ZM38 170V171H37ZM43 170V171H42ZM134 170V171H133ZM142 170V169H140ZM139 170V171H140ZM11 171V172H9ZM14 173H13V172ZM22 171V172H21ZM50 171V172H49ZM121 171V168L118 170ZM138 171V170H137ZM198 171V172H197ZM17 172V173H16ZM42 172V173H41ZM86 172V173H85ZM16 173V174H15ZM24 173V174H23ZM13 174V175H12ZM19 174V175H18ZM23 176H22V175ZM34 174V175H33ZM36 174V175H35ZM72 174V175H71ZM18 175V176H17ZM21 175V176H20ZM182 171H178V178L180 179L181 183L191 192H193V188L191 187V184L187 182L186 175ZM13 176V177H12ZM25 176V177H24ZM76 176V177H75ZM15 177V179H14ZM23 177V178H21ZM29 177V178H28ZM181 177V178H180ZM9 178V180H8ZM11 178V179H10ZM19 178V179H18ZM77 178V179H76ZM165 178V179H164ZM184 179V181H183ZM8 180V181H7ZM16 180V181H15ZM161 180V181H160ZM186 180V181H185ZM19 181V182H18ZM22 181V182H21ZM26 181V182H25ZM84 181V182H83ZM7 183V184H6ZM78 184V185H77ZM163 184V185H162ZM187 184V185H186ZM3 185L0 186L4 187ZM87 185V186H85ZM112 185V186H111ZM190 185V186H189ZM100 186V187H98ZM111 186V188H110ZM88 187V188H87ZM107 187V188H106ZM190 187V188H189ZM19 188V189H18ZM104 191H103V189ZM152 188V189H151ZM93 189V190H92ZM106 189V190H105ZM114 189V190H112ZM51 190V191H50ZM55 190V185L50 187L48 190L45 191L44 196H48L51 193H53ZM101 190V191H100ZM108 191V192H106ZM117 191V192H116ZM50 192V193H49ZM105 192V193H103ZM114 192V193H112ZM233 192V193H231ZM112 193V195H111ZM120 193V194H119ZM146 193V194H145ZM227 193V194H226ZM223 195L222 199L224 201L226 200H232L234 199V191L230 190L226 192ZM92 194V195H91ZM150 194V195H149ZM31 198L33 200H37L40 198L37 195L32 194ZM96 195V196H95ZM115 195V196H113ZM127 195V196H126ZM231 195V196H230ZM95 196V197H94ZM113 197V198H112ZM126 197V198H125ZM128 197V198H127ZM226 197V198H225ZM37 198V199H36ZM115 198V199H114ZM118 198V199H117ZM136 198V199H135ZM230 198V199H229ZM232 198V199H231ZM107 199V200H105ZM119 199H121L119 201ZM125 199V200H124ZM155 199V200H154ZM109 200V202H108ZM123 200V201H122ZM141 200V201H140ZM106 201V202H105ZM111 201V202H110ZM97 202V201H96ZM124 202L129 203L130 206H132L135 210H138V212L146 218L143 223H136L134 222L129 216H127L124 213H120L121 210L119 208L118 203ZM140 202V203H139ZM144 202V203H143ZM153 202V203H152ZM112 203V204H111ZM127 203V204H128ZM135 203V204H134ZM146 203V204H145ZM152 203V204H150ZM199 203V204H198ZM138 204V205H137ZM143 204V205H142ZM154 204V205H153ZM116 205V206H115ZM136 205V206H134ZM150 205V206H149ZM156 205V206H155ZM139 206V207H138ZM153 206V207H151ZM197 206L201 210H207L208 205L203 202L201 199L197 200ZM155 207V208H154ZM119 208V209H118ZM138 208V209H137ZM141 208V209H140ZM157 208V210H156ZM8 206L3 205L0 203V219L6 215ZM155 210V211H153ZM161 210V211H160ZM146 211V212H144ZM160 211V212H159ZM116 212V213H115ZM212 212V211H211ZM207 217L205 223L203 224L202 228L199 229L197 237L194 240H189L185 237H182L179 233V230L173 229V230H167L172 235V238L176 241L178 246L180 248H184L187 250H190L191 254L194 256L204 260L207 264H247L248 263V256L247 252H241L238 256L237 262H232L229 260H225L221 258L219 255L214 253L213 251L209 250L205 245V237L206 233L211 226L213 225V221L217 218H219V215L214 214V212L211 213ZM120 213V214H119ZM119 216H118V215ZM159 215V216H158ZM162 216V219H160ZM211 216V217H210ZM215 217V218H214ZM121 218V219H120ZM150 218V219H149ZM210 218V219H209ZM24 220H28V217H24ZM116 219V220H115ZM152 219V220H151ZM214 219V220H212ZM123 221V223H122ZM211 222V224H210ZM117 224V225H115ZM142 226H141V225ZM206 225V226H205ZM115 226V227H114ZM112 227V228H111ZM132 227V228H131ZM210 227V228H208ZM79 228V230H78ZM106 228V229H105ZM112 230H111V229ZM206 228V230H204ZM89 229V230H87ZM130 229V230H129ZM120 233V234H119ZM180 235V236H178ZM68 234V235H67ZM115 234V235H114ZM117 234V235H116ZM121 235V236H120ZM205 235V237H204ZM69 236V237H68ZM70 238V239H69ZM177 238V239H176ZM185 239V240H184ZM181 240L183 241L181 243ZM179 243H178V242ZM193 241V242H192ZM75 242V243H74ZM183 245L185 247H183ZM244 254V255H243ZM245 257V258H244ZM247 257V258H246ZM46 259V260H45ZM224 260V261H223ZM43 262H40L39 264H50L51 258L50 257H44L42 260ZM229 261V262H228ZM247 261V262H246ZM45 262V263H44ZM209 262V263H208ZM231 262V263H230Z\"/></svg>",
	"mask_w": 264,
	"mask_h": 264
}]
</instances>
